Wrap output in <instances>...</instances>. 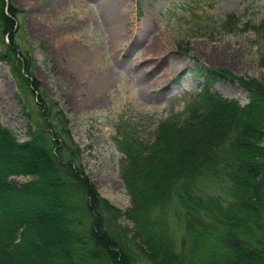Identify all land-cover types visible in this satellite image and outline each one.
Here are the masks:
<instances>
[{"label": "trees", "instance_id": "obj_1", "mask_svg": "<svg viewBox=\"0 0 264 264\" xmlns=\"http://www.w3.org/2000/svg\"><path fill=\"white\" fill-rule=\"evenodd\" d=\"M20 13L0 0V61L37 112L22 106L24 140L0 122V264H264V82L213 70L151 141L117 140L130 197L121 210L86 175L64 111L35 77ZM238 21L228 14L224 25ZM244 25L264 69V18ZM215 77L236 81L248 102L222 96ZM19 175L29 179L10 181Z\"/></svg>", "mask_w": 264, "mask_h": 264}, {"label": "rangeland", "instance_id": "obj_2", "mask_svg": "<svg viewBox=\"0 0 264 264\" xmlns=\"http://www.w3.org/2000/svg\"><path fill=\"white\" fill-rule=\"evenodd\" d=\"M5 1L22 10L18 43L32 55L35 77L46 94L64 111L86 175L121 210L130 206V197L117 140L151 141L160 120L186 112L203 76L213 70L264 82L261 41L244 25L264 18V0ZM110 7L119 13L123 36L115 46L116 29L105 17ZM228 14L239 17L237 24L225 27ZM69 46L85 55V67L97 82L109 79V90L86 99L70 72ZM213 89L241 105L249 100L242 86L227 77H215ZM32 100L21 96L8 64L0 61V122L22 140L31 123L22 106L36 118ZM27 179L19 175L10 181L19 185ZM121 223L132 227L125 217Z\"/></svg>", "mask_w": 264, "mask_h": 264}, {"label": "bare ground", "instance_id": "obj_3", "mask_svg": "<svg viewBox=\"0 0 264 264\" xmlns=\"http://www.w3.org/2000/svg\"><path fill=\"white\" fill-rule=\"evenodd\" d=\"M117 11L115 8L109 9V12L105 14V17L108 21H110V26H114L116 29V33L113 36V46L118 45V43L123 40V36L119 31V15H117ZM67 59L69 61V66H71V71L73 75H76V81L83 85V89H85L86 99H93L95 95L103 94L106 90H109V79L103 80L101 79L100 83L97 82L91 74L88 73V69L85 67L86 57L76 50L73 51L71 46L68 47V51L66 52ZM69 72V73H70ZM87 87V88H85ZM87 90V91H86Z\"/></svg>", "mask_w": 264, "mask_h": 264}]
</instances>
